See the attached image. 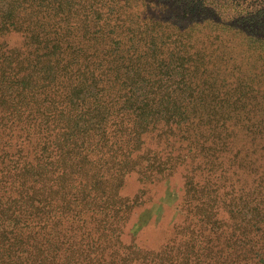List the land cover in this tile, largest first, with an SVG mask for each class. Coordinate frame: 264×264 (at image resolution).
Returning a JSON list of instances; mask_svg holds the SVG:
<instances>
[{
  "label": "trees",
  "instance_id": "1",
  "mask_svg": "<svg viewBox=\"0 0 264 264\" xmlns=\"http://www.w3.org/2000/svg\"><path fill=\"white\" fill-rule=\"evenodd\" d=\"M129 1L80 0L73 10H64L54 0H20L1 18L0 264H246L243 249L257 258L254 264H264L262 184L250 188L257 204L250 208L253 216L235 228L241 238L232 233L234 239L226 243L223 225H214L216 214L207 208L216 210L215 204L199 200L200 191L211 195L202 185L191 188L188 205L193 211L207 207L194 213L198 221L189 220L188 226L214 228L220 234L215 241L204 242L195 233L186 241L145 249L132 234L125 240L130 207L140 201L120 194L122 176L136 171L148 179L172 169L168 159L155 162L154 150L135 146L161 119L124 105L133 87L127 72L146 77L150 88L156 83L135 63L151 49L146 25L139 23V31L128 36L114 34L110 22L108 10L118 11L114 4ZM165 5L172 7L169 1ZM14 33L22 36L20 44L9 42ZM153 49L159 51L157 45ZM88 84H94V96L82 94ZM92 97L98 106H91Z\"/></svg>",
  "mask_w": 264,
  "mask_h": 264
},
{
  "label": "rangeland",
  "instance_id": "2",
  "mask_svg": "<svg viewBox=\"0 0 264 264\" xmlns=\"http://www.w3.org/2000/svg\"><path fill=\"white\" fill-rule=\"evenodd\" d=\"M54 1L64 10H73L80 0ZM140 1L130 0L123 7L116 3L118 11L108 10L114 34L131 36L140 23L147 28L143 33L151 37L149 53H141L135 63L146 67L140 71L156 81L155 87L150 88L146 77L127 72V84L133 87L124 105L140 107L143 116L161 119L141 133L143 142L135 146L154 150L155 155L150 154L158 159L155 162L168 159L166 165L172 169L161 175L153 172L148 179L136 171L122 176L120 194L139 196L140 201L130 207L125 240L132 234L145 249L186 241L195 233L204 242L215 241L220 234H214V228L188 226L189 220L198 221L194 213L207 207L193 211L188 205L193 204L191 188L202 185L211 190V197L200 191L199 200L215 204L216 210L207 208L216 214L211 219L217 220L214 225H223L226 243L234 239L232 233L241 238L244 234L235 228L253 216L257 204L250 188L264 186V0H148L137 6ZM168 1L172 7H164ZM19 2L0 0V21ZM152 2L157 5L152 7ZM192 2L198 7H186ZM146 13H151L150 21L144 20ZM7 38L12 44L22 42L18 33ZM142 44L140 40L138 45ZM152 66L157 67L153 72ZM81 92L94 96L96 89L88 84ZM89 101L93 107L100 103L95 97ZM205 213L210 215L209 210ZM241 253L246 264L257 259L244 249Z\"/></svg>",
  "mask_w": 264,
  "mask_h": 264
}]
</instances>
